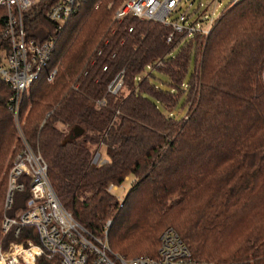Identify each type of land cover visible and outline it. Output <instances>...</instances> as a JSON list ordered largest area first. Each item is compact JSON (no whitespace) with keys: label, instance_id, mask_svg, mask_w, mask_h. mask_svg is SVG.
I'll return each mask as SVG.
<instances>
[{"label":"trees","instance_id":"16d2710c","mask_svg":"<svg viewBox=\"0 0 264 264\" xmlns=\"http://www.w3.org/2000/svg\"><path fill=\"white\" fill-rule=\"evenodd\" d=\"M56 1L23 12L26 36L52 38L53 49L19 111L23 136L44 159L62 206L94 236L110 221L108 245L124 257H154L170 226L196 260L264 264V0H238L207 36L173 33L169 42L170 27L161 23L131 14L113 20L123 0H81L55 30L44 11ZM4 18L0 7V30ZM154 69L172 89L154 84ZM118 72L121 85L109 94ZM10 94L0 81V223L28 197L21 177L22 189L4 208L20 147ZM183 94L186 111L176 118ZM74 127L81 133L70 138ZM100 147L106 159L93 164ZM129 176L118 200L107 186ZM11 238L0 228V244Z\"/></svg>","mask_w":264,"mask_h":264},{"label":"built area","instance_id":"2783aa9c","mask_svg":"<svg viewBox=\"0 0 264 264\" xmlns=\"http://www.w3.org/2000/svg\"><path fill=\"white\" fill-rule=\"evenodd\" d=\"M40 0H0L5 9V18L0 30V81L10 90L8 109L20 147L12 158L7 173L4 208L12 204L13 193L20 191L21 177L28 178V197L24 206L13 216L3 215L0 228L3 236L12 237L0 244V264H213L199 261L181 241L175 230L167 226L158 236L154 257H124L112 251L107 242L105 223L99 236L90 234L60 203L47 176V166L38 150L33 149L23 136L20 105L28 94L31 84L38 78L49 62L53 39L36 41L27 37L23 27V12ZM81 0H57L44 11L55 30H60L66 20L75 13ZM238 0H230L233 5ZM181 0H123L114 11L113 20H121L127 14L138 19L151 20L170 27L166 41L173 33L191 37L195 34L207 36L223 7L214 14V0L210 12L189 20L186 12H179ZM217 2V5H216ZM130 31V28H129ZM161 65L156 62L155 67ZM151 68V66H147ZM55 68L49 70L50 81ZM106 70V66L102 67ZM122 81L118 72L106 86L109 94H115ZM97 100L96 104H102ZM115 186L109 184V192Z\"/></svg>","mask_w":264,"mask_h":264},{"label":"rangeland","instance_id":"374dc122","mask_svg":"<svg viewBox=\"0 0 264 264\" xmlns=\"http://www.w3.org/2000/svg\"><path fill=\"white\" fill-rule=\"evenodd\" d=\"M229 1L230 0H219L220 4L218 5V7L215 6L214 14H217L223 7L228 5ZM213 2L214 0H181L178 11L186 12L190 14L189 20H194L195 18L201 17L202 14L210 12L211 9L213 8ZM146 71L147 69L145 70V73ZM152 75H153L152 80L156 86L166 90L172 89L167 83L166 78L164 77L163 74H161L160 72L154 69L152 70ZM184 83H186V79L184 80ZM27 95L28 94H26L25 96ZM159 109L162 112H165L163 107L159 106ZM185 111H186V107L184 105V94H183L179 97L177 104L172 109V113L176 118H180L184 115ZM104 159H106V154L104 149L100 147L98 148L97 151L94 152L91 162L94 164L101 162ZM131 181L132 179L129 176L126 177L125 180L119 185L112 184L113 186H115L111 191L114 197H116L118 200H121L123 195L127 192L128 188L130 187Z\"/></svg>","mask_w":264,"mask_h":264},{"label":"water","instance_id":"95a60500","mask_svg":"<svg viewBox=\"0 0 264 264\" xmlns=\"http://www.w3.org/2000/svg\"><path fill=\"white\" fill-rule=\"evenodd\" d=\"M80 133H81V130L78 129V128H76V127H74V128L72 129V134H71L69 137L71 138V137H73V136H77V135H79Z\"/></svg>","mask_w":264,"mask_h":264}]
</instances>
